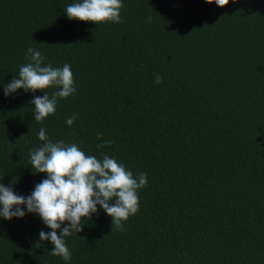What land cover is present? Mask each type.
I'll list each match as a JSON object with an SVG mask.
<instances>
[{"label": "trees", "instance_id": "1", "mask_svg": "<svg viewBox=\"0 0 264 264\" xmlns=\"http://www.w3.org/2000/svg\"><path fill=\"white\" fill-rule=\"evenodd\" d=\"M73 2L0 0V183L29 196L46 178L30 166L40 128L148 183L124 231L99 209L67 237L68 262L37 215L0 218V264H264V0H123L118 25L70 21ZM29 47L75 81L40 123L42 91L3 93Z\"/></svg>", "mask_w": 264, "mask_h": 264}, {"label": "clouds", "instance_id": "2", "mask_svg": "<svg viewBox=\"0 0 264 264\" xmlns=\"http://www.w3.org/2000/svg\"><path fill=\"white\" fill-rule=\"evenodd\" d=\"M206 3L223 8L229 0H206ZM123 8V0H75L64 12L70 21L118 25L122 23ZM148 19L151 22V17ZM26 58L28 62L19 67L18 76H13L4 86L3 93L8 97L17 90L42 91L43 96H34L31 100L34 119L40 123L55 115L59 100L75 93L74 76L70 64L62 67L45 64V57L38 49L29 47ZM162 82L163 77L155 74V83ZM48 89H53L51 95ZM76 119L72 115L65 123L72 126ZM38 139L43 143L30 150V166L34 174H43L46 178L34 186L29 196L19 195L11 186L0 183V218L11 221L22 219L26 214L37 215L50 230L40 231L39 241H49L50 254L68 262L72 253L66 238L80 233L85 222L99 209L111 218L112 231H124V223L139 211V191L147 186V173L134 174L107 153H101L100 158L88 155L78 143L52 141L45 128H40ZM97 139L101 140L97 149L113 143L104 141L99 133Z\"/></svg>", "mask_w": 264, "mask_h": 264}]
</instances>
